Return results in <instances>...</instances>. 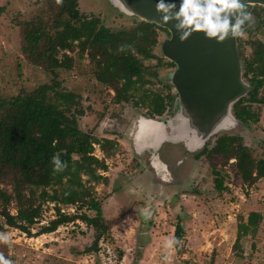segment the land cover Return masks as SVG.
Here are the masks:
<instances>
[{"label":"rangeland","instance_id":"rangeland-1","mask_svg":"<svg viewBox=\"0 0 264 264\" xmlns=\"http://www.w3.org/2000/svg\"><path fill=\"white\" fill-rule=\"evenodd\" d=\"M46 1L0 0V7H4L0 13V96L10 97L19 90H31L51 77L23 59L20 51V24L44 13ZM255 8L260 19H254L247 37L238 40L245 60L254 51L252 43L264 45V24L260 23L264 8ZM78 10L82 15L100 18L103 26L111 30L129 28L138 22L120 14L107 0H78ZM167 38L166 32H160L154 49L161 62L145 63L155 72V76L146 75L152 83L147 87L166 99L173 96L166 81L173 67L160 54V45ZM58 74L62 87L80 97L85 115L78 119L79 128L93 133L97 140L109 139L116 143L110 158L103 159L98 145L92 154L96 161L104 160L97 172L105 182L94 188L95 197L101 203V216L110 225V236L101 241L98 253L80 254L91 245L94 231L78 220L58 227L53 233L32 237L4 227L0 232L9 233L11 243H0V254L15 264H264V180L248 188L226 167L222 173L227 176L228 190L218 193L206 157L196 160L170 145H163L157 152L167 171L156 173L151 167L152 154L135 147V141L139 147L143 133L152 123L144 120L146 108L134 107L135 99L113 104V92L96 82L88 59L75 58L71 71H58ZM258 94L264 99V83ZM251 109L257 122L240 125L228 134L240 136L243 144L258 157L264 153V105L253 104ZM169 115L170 109L153 120ZM153 166L158 168L157 160ZM52 206H44L43 216L32 234L55 217ZM61 208L66 214L96 216L95 210ZM145 208L151 212L147 218L143 215ZM251 212L260 214L261 218L256 223L255 235L242 238V253L238 255L233 250L237 223L239 218L245 221ZM177 224L181 227L180 243L178 247L173 246L165 262L162 260L164 239L174 236ZM107 250L112 253L110 262L103 261Z\"/></svg>","mask_w":264,"mask_h":264},{"label":"trees","instance_id":"trees-1","mask_svg":"<svg viewBox=\"0 0 264 264\" xmlns=\"http://www.w3.org/2000/svg\"><path fill=\"white\" fill-rule=\"evenodd\" d=\"M46 4L44 13L20 24V51L23 59L51 77L31 90L0 96V231L8 227L27 237L40 236L78 220L94 231L91 245L80 254L97 253L100 242L110 236V225L101 216V203L94 188L105 182L97 172L104 160L96 161L92 154L98 145L103 159L110 158L116 143L97 140L93 133L79 128L78 119L85 115L80 97L62 87L58 71H71L75 58L88 59L96 82L113 92V104L135 99L134 107L146 108L145 116L161 117L170 109L173 97L166 99L147 87L152 83L146 75L155 76V72L145 63L161 62L154 49L160 32L166 31L145 22L111 30L103 26L100 18L80 14L78 0H47ZM3 10L0 7V13ZM252 16L260 19L256 8ZM260 23L264 24V19ZM252 45L254 51L245 60L238 43L243 78L252 86L250 93L233 106L235 118L244 126L257 122L251 105H264V99L258 97L264 83V45ZM121 46L126 47L120 50ZM168 66L173 67L171 63ZM54 153L67 163L61 172L52 171ZM201 156L208 160L218 193L228 190L227 176L222 173L226 167L248 188L264 180V153L257 157L240 136H215L194 158ZM47 204L53 205L55 217L32 234ZM61 206L76 211L95 210L96 216L66 214ZM260 218L256 212L249 213L245 221L239 218L233 244L238 255L242 253V238L255 235ZM180 236L181 227L177 224L174 237L179 240Z\"/></svg>","mask_w":264,"mask_h":264},{"label":"water","instance_id":"water-1","mask_svg":"<svg viewBox=\"0 0 264 264\" xmlns=\"http://www.w3.org/2000/svg\"><path fill=\"white\" fill-rule=\"evenodd\" d=\"M107 2L123 16L153 24L168 33L160 45V54L173 65L166 78L173 93L170 115L159 121L142 118L152 123L143 133L139 147L135 141L139 151L152 154L151 167L156 173L167 171L157 155L163 145L194 157L212 138L242 125L234 116L233 106L250 93L252 86L243 79L237 38L215 41L203 38L197 31L180 41L172 23L160 21L156 0H122L127 12L119 11L112 0ZM254 7L264 8V0H250L251 12ZM156 160L158 168L153 166Z\"/></svg>","mask_w":264,"mask_h":264},{"label":"clouds","instance_id":"clouds-1","mask_svg":"<svg viewBox=\"0 0 264 264\" xmlns=\"http://www.w3.org/2000/svg\"><path fill=\"white\" fill-rule=\"evenodd\" d=\"M113 6L121 12H127L122 0H112ZM250 0H156L155 11L161 22H171L180 41L186 40L194 32H201L203 38H214L215 41L229 39H245V28L254 23L249 8ZM121 46L120 50H123ZM130 47V46H127ZM53 173L61 172L67 163L61 161L60 154L54 153L51 157ZM145 218L151 212L143 210ZM0 243L10 245L11 236L7 232H0ZM179 240L173 237L164 239V254L162 260L167 262L173 246H179ZM0 264H15L9 258L0 254Z\"/></svg>","mask_w":264,"mask_h":264},{"label":"built area","instance_id":"built-area-1","mask_svg":"<svg viewBox=\"0 0 264 264\" xmlns=\"http://www.w3.org/2000/svg\"><path fill=\"white\" fill-rule=\"evenodd\" d=\"M100 247H102V242H100V244H99V248ZM99 251H100V249H99ZM102 251H104V250L102 249ZM106 254L107 255L103 257V259H104L103 261H107V262L109 261L110 262V260L112 259V253L110 252V250H107Z\"/></svg>","mask_w":264,"mask_h":264},{"label":"flooded vegetation","instance_id":"flooded-vegetation-1","mask_svg":"<svg viewBox=\"0 0 264 264\" xmlns=\"http://www.w3.org/2000/svg\"><path fill=\"white\" fill-rule=\"evenodd\" d=\"M252 11H253V10H252ZM251 13H252V12H251ZM166 112H167V111H166ZM166 112H165V113H166ZM165 113H164V114H165ZM164 114H163V116H164ZM161 117H162V116H161ZM161 117H155V118H161ZM201 157H202V156H201ZM201 157H199L198 159H200ZM195 159H196V158H195ZM198 159H196V160H198Z\"/></svg>","mask_w":264,"mask_h":264}]
</instances>
